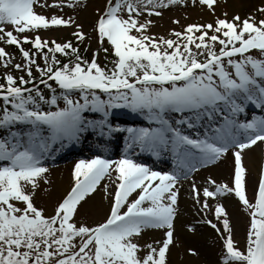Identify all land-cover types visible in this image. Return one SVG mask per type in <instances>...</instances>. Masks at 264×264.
<instances>
[{
  "label": "snow or ice",
  "instance_id": "snow-or-ice-1",
  "mask_svg": "<svg viewBox=\"0 0 264 264\" xmlns=\"http://www.w3.org/2000/svg\"><path fill=\"white\" fill-rule=\"evenodd\" d=\"M185 2L106 0L95 30L101 50L109 51L103 47L105 39L112 49L109 67L97 62V52L85 59L71 41L14 35L70 25V20L35 13L33 5L45 6L43 0H0V41L15 45L23 60L13 64L14 57L0 47V67L25 73L17 77L8 71L0 77V264H166L177 212L176 185L230 149L234 185L209 178L215 191L203 189V207L209 197L234 192L249 210L250 225L241 250L224 208L216 206L217 218L225 217L227 234L222 236V264H264V170L252 203L245 195L242 165L243 151L264 142V115L241 119L248 106L264 112V18L237 15L189 24L171 32L175 39L146 34L152 21L140 22L145 10L160 16L157 9ZM191 2L214 12L216 0ZM258 11L264 13V7ZM76 28L72 35L82 42L85 34L80 25ZM23 43L31 49L25 50ZM119 109L138 115L147 126L114 125L111 117ZM89 132L98 140L126 134L122 154L115 160L102 155L80 159L70 190L46 216L34 203L41 183H49L44 161L79 144ZM102 147L106 152V145ZM138 154L157 160L167 155L172 170L138 163L133 159ZM106 178L115 186L109 214L94 226L77 224L78 205ZM193 192L198 195L195 185ZM146 229H166V238L157 242L158 248L148 244L141 256L138 237Z\"/></svg>",
  "mask_w": 264,
  "mask_h": 264
},
{
  "label": "rangeland",
  "instance_id": "rangeland-1",
  "mask_svg": "<svg viewBox=\"0 0 264 264\" xmlns=\"http://www.w3.org/2000/svg\"><path fill=\"white\" fill-rule=\"evenodd\" d=\"M43 2L45 4L43 7L39 3L33 5L35 13L44 15L49 19L55 15L70 20V25L49 27L48 29H40L37 32L26 31L22 34L14 32V35H18L21 38L23 36L31 38L39 35L42 40L46 39L49 42L53 40L60 43L71 41L73 46L80 49V54L85 59L90 61L93 52H97V62L101 66L108 64L111 67L110 61L112 59H110V56L112 49L105 41L103 47L108 48L109 51L105 53L101 50V45L98 42V33L95 30L97 19L105 10L106 0H43ZM69 3L73 6L69 7ZM57 4L59 6H49ZM262 7H264V0H216L213 12L206 6H201L198 2L193 5L191 0H186L183 5L157 9L162 13L160 16L154 14L149 16L148 11L145 10L139 20L140 22L145 19L152 21L146 33L147 35L175 39V37L170 35L171 32L173 30L183 31L184 27L189 24L203 25L214 23L216 18L230 20L237 15L241 19L247 18L249 15L257 19L264 18V13L258 11ZM123 15L126 18V13ZM173 20H178L179 23H173ZM77 25H80V31L86 37L82 42L77 41L72 35L77 30ZM4 27L6 30H12L11 25H5ZM132 34L135 35L136 33L133 32ZM0 47H3L10 56L14 57L13 64L23 63L20 52L15 45L0 41ZM22 47L25 50L31 49V45L27 43H23ZM107 54L108 56H106ZM57 56L64 61V57L59 54ZM37 62L41 65L43 64L39 57H37ZM8 71H11L17 77L25 75V73L18 72L10 66L7 69L0 67V77ZM33 74L34 76L38 75L35 69H33ZM25 78L27 77L25 76ZM2 82L3 80L0 79V83ZM88 115L91 117L93 114ZM123 115H127L126 110L121 112V116ZM121 139L124 140L123 134L119 136L117 142L121 143ZM106 147L109 148L107 145ZM109 149L111 150L112 148L110 147ZM256 151L257 156L254 158L252 153ZM122 152V148H120V155ZM85 154V157H70L66 161L44 164L48 168L46 175L49 183H41V187L34 196V203L36 207L44 209L46 216L53 214L54 207L70 190L73 183L72 172L74 165L80 159H92L94 157L88 151H85ZM119 157L107 158L115 160ZM242 165L246 169L245 195L250 202L254 203L258 181L262 170H264V142L258 141L255 145L243 151ZM209 178L215 181V184L233 187L234 156L231 149L215 163L202 166L190 174L187 179H181L176 185L178 193L177 212L173 221L172 242L166 252V264H222V258L225 254L222 236L226 237L227 234L224 233L222 222L225 217L222 216L218 219L215 214L217 205H221L226 212L232 239L236 246L241 250L245 248L250 225L249 210L244 207L234 192L223 195L218 194L215 198H207L208 207L204 208L203 205L206 198L203 196V189L209 188L210 191H215V184H210L208 182ZM105 183H108L107 192L104 190ZM193 185L196 186L198 195L193 192ZM114 188V184L107 178L102 180L96 190L78 205L74 214V220L77 224L83 223L88 226H94L102 222L109 214L110 204L112 203L111 193L114 192ZM208 221L216 224V229L212 228ZM165 232L166 229L144 230L138 237V243L142 246V251L139 254L143 256L146 253L148 244L158 248L160 245L157 242H162L166 238Z\"/></svg>",
  "mask_w": 264,
  "mask_h": 264
},
{
  "label": "bare ground",
  "instance_id": "bare-ground-1",
  "mask_svg": "<svg viewBox=\"0 0 264 264\" xmlns=\"http://www.w3.org/2000/svg\"><path fill=\"white\" fill-rule=\"evenodd\" d=\"M258 150V149H257ZM252 155L254 156V158L257 156V151L253 152Z\"/></svg>",
  "mask_w": 264,
  "mask_h": 264
},
{
  "label": "trees",
  "instance_id": "trees-1",
  "mask_svg": "<svg viewBox=\"0 0 264 264\" xmlns=\"http://www.w3.org/2000/svg\"><path fill=\"white\" fill-rule=\"evenodd\" d=\"M106 56H108V54Z\"/></svg>",
  "mask_w": 264,
  "mask_h": 264
}]
</instances>
